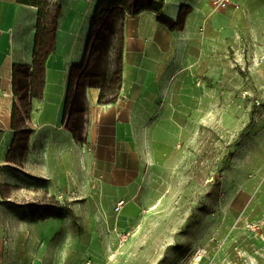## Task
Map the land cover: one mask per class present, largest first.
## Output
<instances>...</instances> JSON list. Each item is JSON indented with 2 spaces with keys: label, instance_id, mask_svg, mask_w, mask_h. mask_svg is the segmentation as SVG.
<instances>
[{
  "label": "crops",
  "instance_id": "0c3cea01",
  "mask_svg": "<svg viewBox=\"0 0 264 264\" xmlns=\"http://www.w3.org/2000/svg\"><path fill=\"white\" fill-rule=\"evenodd\" d=\"M81 1L92 5V15L91 8L85 10L92 25L98 0ZM155 1H162L160 9L137 14L122 11L118 27L124 81L119 78L118 97L99 101L97 88L92 90L91 82L82 79L85 64L54 72L51 54L37 70L33 49L37 7L0 0V264L42 262L45 255L33 245L37 239L25 237L27 225L36 235V227L45 222L67 220L68 227L75 225L70 229L81 225L80 232H90L93 225L97 228L101 214L114 217V228L132 221L122 214L127 202L139 197L142 183L149 187L144 199L154 198L151 192L158 191L152 189L155 173L150 167L173 158L171 150H181L177 157H182L187 142L198 138L204 118L216 122L218 76L237 63L264 74V61L260 64L264 60V0H229L225 8H216L215 0ZM92 31L93 27L91 39ZM82 51L79 48V55ZM73 53L72 46L71 60ZM143 92L155 94L142 102ZM141 103L143 112L148 110L145 106L157 108L150 120L151 134L138 144L143 136L134 124L140 120ZM212 110L213 117L208 116ZM163 122L176 124L173 131L164 128L174 142L156 140L155 124ZM53 129L65 133L58 137ZM48 150L53 152L52 160L46 159ZM40 191L60 204L67 203L69 212L61 219L41 217L51 212L41 205L53 202L24 201L26 193ZM88 200L94 214L86 205ZM120 200L125 203L117 212ZM104 236L99 232L97 241L90 235L80 242L99 246ZM49 247L46 255L53 264L56 253L52 243Z\"/></svg>",
  "mask_w": 264,
  "mask_h": 264
},
{
  "label": "rangeland",
  "instance_id": "374dc122",
  "mask_svg": "<svg viewBox=\"0 0 264 264\" xmlns=\"http://www.w3.org/2000/svg\"><path fill=\"white\" fill-rule=\"evenodd\" d=\"M49 1L53 5L52 16L57 3H61L62 9L57 13V17L61 15L56 34L53 29L47 43L40 46L41 61L53 46L48 56L53 54L54 72L58 69L63 73L85 64L82 79L91 82L92 90L97 88L98 99L104 88L109 98L117 96L119 78L121 83L124 81L125 60L120 57L118 27L123 7L116 6L112 16L102 15L91 39L92 25L87 16L92 15L91 3ZM87 7L91 8L90 13L85 11ZM48 27L51 32L56 24L48 22ZM79 48L83 49L80 55ZM73 73L74 78L76 71ZM217 84L216 122L204 118L198 138L187 142L188 150H183L182 157H177L181 150H171L173 158L159 167H150L155 173L152 189L158 191L151 192L154 198L146 200L149 187L142 183L139 197L128 201L122 214L132 221L114 228V217L101 214L97 216V228L93 225L90 232H80L81 225L70 229L75 225L70 223L68 227L67 220L58 224L45 222L43 227H36V235L35 229L27 225L25 237L28 241L37 239L33 245L40 255H45L36 264H52L46 255L51 243L56 253L53 264H264V74L237 63L233 70L226 69L225 74L218 76ZM153 94L143 92L142 102ZM139 105L140 120L134 129L143 136L137 143L143 144L145 135L151 134L150 120L157 107L145 106L148 110L143 112L142 103ZM214 113L212 110L207 115L213 117ZM165 127L173 131L176 124H155L156 140L174 142L173 136L164 132ZM53 131L58 137L65 133ZM45 154L46 159H53L51 150ZM26 195L25 202H56L44 191ZM86 205L92 207L94 214L89 200ZM99 232L106 233L99 246H84L80 242L90 235L96 240Z\"/></svg>",
  "mask_w": 264,
  "mask_h": 264
},
{
  "label": "trees",
  "instance_id": "16d2710c",
  "mask_svg": "<svg viewBox=\"0 0 264 264\" xmlns=\"http://www.w3.org/2000/svg\"><path fill=\"white\" fill-rule=\"evenodd\" d=\"M19 3L33 5L37 7L38 11V18H37V35L35 38V52H34V63L37 67V70H39V67H43L45 65V57H47L48 53H50L53 50V46L50 50L46 53L44 59L41 61V56L39 53L40 46H44L47 43L48 37L52 34L53 35V29L54 33L56 34V30L58 27V20L61 15V13L58 14L59 9H62L61 3H57L56 13L55 15H51L52 11V3L49 0H17ZM162 1H155V0H98V6L92 21V27L94 28L99 21V18L103 15L105 17L112 16L114 13V10L116 9V6H122L123 12L128 14H137L145 9L153 8V9H160L161 8ZM60 9V10H61ZM54 23V26L56 24V28H52L51 32H48V22ZM55 36V35H54ZM107 94L105 91V88L103 89L99 101H106ZM69 99V95L67 96V101ZM23 115L26 117L27 115V106L24 105L23 107ZM14 118L16 116V113H14ZM43 208H51V212L49 214L42 213L41 217H63L64 212L68 211L69 208H67V203L60 204L58 201L54 202L53 204H44L41 205Z\"/></svg>",
  "mask_w": 264,
  "mask_h": 264
},
{
  "label": "built area",
  "instance_id": "2783aa9c",
  "mask_svg": "<svg viewBox=\"0 0 264 264\" xmlns=\"http://www.w3.org/2000/svg\"><path fill=\"white\" fill-rule=\"evenodd\" d=\"M229 4V0H215L216 8H225ZM124 200H120L115 205V210L120 212L124 205Z\"/></svg>",
  "mask_w": 264,
  "mask_h": 264
}]
</instances>
